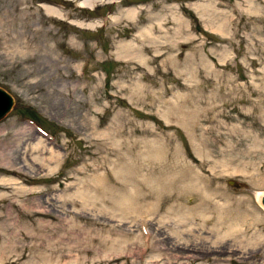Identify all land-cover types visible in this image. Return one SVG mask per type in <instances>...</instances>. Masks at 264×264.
Instances as JSON below:
<instances>
[{
    "label": "rangeland",
    "instance_id": "obj_1",
    "mask_svg": "<svg viewBox=\"0 0 264 264\" xmlns=\"http://www.w3.org/2000/svg\"><path fill=\"white\" fill-rule=\"evenodd\" d=\"M88 1L0 0V88L14 100L0 120V177L17 179L7 171L16 169L23 186L47 191L25 198V203L32 207L39 199L50 211L51 224L59 229L54 237L66 234L69 221L90 229L89 219L105 226L101 231L110 237H130L132 230L138 238L136 223L123 216L87 214L57 198L64 193L58 180L85 165L106 164L105 153L116 155L110 159L120 163L117 174L123 184L116 190L124 198L145 191L156 169V177L162 172L186 179L187 163L195 171L226 163L234 172L220 179L221 186L234 198L250 200L264 215L255 199V193H264V0H91L87 7ZM207 2L235 18L222 27L207 20L197 8ZM44 4L58 9L60 16L47 15ZM131 8L137 13L129 18L126 11ZM149 26L152 30L146 32ZM124 43L145 50H134L124 59L117 54ZM141 57L145 62L138 61ZM151 58L155 60L147 62ZM37 143L42 149L38 154L31 151ZM229 180L240 186L228 185ZM201 182L210 193L209 180ZM51 187L57 191L51 193ZM12 201L0 202V225L9 217L17 221L9 222L8 232L1 230L0 244H16L20 240L13 232L29 225V219L17 217ZM198 202L193 193L182 204L192 208ZM143 204L137 202L138 207ZM156 215L150 225V251L125 261L118 252L100 249L95 258L104 250L105 257H117L115 264L241 262L186 259L190 254L174 251L170 244L175 242L166 234L170 230L160 231ZM67 244L71 242L66 239L60 247ZM163 248L168 250L157 259ZM7 255L0 252V264L8 262ZM35 255L32 251L31 257ZM256 257L263 263L264 249Z\"/></svg>",
    "mask_w": 264,
    "mask_h": 264
},
{
    "label": "bare ground",
    "instance_id": "obj_2",
    "mask_svg": "<svg viewBox=\"0 0 264 264\" xmlns=\"http://www.w3.org/2000/svg\"><path fill=\"white\" fill-rule=\"evenodd\" d=\"M85 4L87 7H91L93 1L89 0ZM212 5V3L207 2L197 7L200 9L201 14L207 16V20L217 21L220 24L219 26L222 27L221 25H226V21L234 17L230 15L225 17L216 10L214 5L213 9L210 8ZM42 7L47 15L60 16L59 10L53 6L44 4ZM136 13V8L126 11V15L129 18L134 17ZM78 24L92 27L91 24ZM163 27H165V24ZM215 27L213 26L212 28ZM150 28L149 26L146 32H151L152 29ZM157 28L162 31V25ZM146 35L148 34L146 33ZM146 35L144 36L147 37ZM149 39L151 41L152 38L149 37ZM134 50L143 52L145 49L138 46L134 47V44L131 43H124L118 49L117 54L125 59V57L129 58ZM144 59L146 58L141 57L138 61L145 62ZM154 60L155 58H151L147 62ZM0 102H2L1 99ZM31 151L37 154L42 151L39 143L33 144ZM49 155L51 154L49 153ZM0 156L3 157V155ZM111 156L116 155L105 153L104 163L106 164L85 165L77 169L72 176L68 175L64 179L58 180L57 187L60 188L62 186L64 193L57 198L60 203H70L73 207L87 214L92 213L102 217L109 216L110 218L123 216L125 220H131V223H136L137 231L139 232L138 238L133 235L132 230L130 237L124 235L110 237L111 234H103L101 231L105 226H101L93 220L89 221V219L86 222L93 226L90 229L82 230L83 224L69 221L65 227V230H68L66 234H59L54 237V233H57L59 229L52 226L51 223L54 218L51 216L50 211L43 209L42 202L39 199H37V204L32 207L25 203V198L39 197L47 193V191L42 187L27 188L23 186L22 174L19 170H13L1 165L9 168L7 169L8 173L16 176L17 179L14 177H0V202L7 199L13 200L12 202L17 206L18 210L17 217L30 220L26 228L23 226L21 230L14 232L12 230L13 237L19 238V242L13 244L6 239L7 244H0V252L8 254V262L6 264H115L117 261L116 256H124L121 258L128 261L130 258H135L138 253L143 254L145 251L151 250L153 242L150 225L154 221L152 216L156 214L160 215L156 222V224H159L160 231L161 228L170 230L171 233L166 234L175 242L170 244L171 247L182 256L190 254V256H186V259L203 257L205 259L212 258V260L220 262L227 260L228 262H233L237 261L236 259H241L239 264L249 261H251L250 264H264V262L260 263L259 258L256 257L259 251L264 249V215L252 208L251 204H249L250 200L234 198L221 186L220 179L234 172L233 168L231 170L232 173L229 172L226 163L214 162L209 169L201 166L200 171H195L194 166L187 163L184 166V170L190 172V174L186 179L178 174L168 177L167 175L163 176L162 172H159V176L156 177L155 172H158L156 169L152 176L151 185L148 188H143L145 191H142L141 188L140 193L136 191L132 195L129 192L130 194L127 198H124L116 190L118 185L123 184L122 181H118L117 169H120V163L118 162L117 164L115 160H111ZM52 158L51 156L48 160L51 161ZM36 161L45 163L46 160L36 158ZM45 166L49 168L48 165ZM135 170V167L131 169V175H134ZM243 174L247 175L246 173ZM204 179L206 181L209 180V183H211L210 193L207 192L203 182H201ZM131 181L135 185L133 187H137L139 181L137 177H131ZM217 181L219 184H217ZM214 182L215 185H213ZM234 184V188L240 186L237 182H234ZM56 191V188L51 187V193ZM193 193L199 196L198 204L192 208L184 206L182 204L184 197ZM107 194L111 196L108 197ZM263 194L255 193V199L261 205ZM48 200L54 201L56 199L50 197ZM138 201L145 204L138 207ZM262 210L264 211V208ZM71 213L74 215L78 214L77 211ZM11 221L12 223L17 222L11 217L7 218L4 220L5 224L0 225V233H3L1 230L6 232L9 228L11 229L9 225ZM2 237L4 235L0 234V238ZM66 239L71 244L60 247ZM164 239L162 238L163 242ZM24 242L27 244H23ZM138 242L142 248V250L140 249L142 253L138 249ZM100 249H105V251L103 250L104 252L113 250L118 252L120 256L117 253L114 258L110 259V257H105L102 251L101 256L98 254L100 259L95 258L97 253L95 251H101ZM167 250L166 248L161 249L157 259H163V252ZM32 251L36 254L33 257H31ZM88 255L93 258L87 259ZM177 258L182 259L183 257Z\"/></svg>",
    "mask_w": 264,
    "mask_h": 264
},
{
    "label": "water",
    "instance_id": "obj_3",
    "mask_svg": "<svg viewBox=\"0 0 264 264\" xmlns=\"http://www.w3.org/2000/svg\"><path fill=\"white\" fill-rule=\"evenodd\" d=\"M0 99L2 102L0 105V120H2L8 113L9 111L12 109L13 104H14V100L12 98L11 95H9L6 91H4L3 89L0 88ZM228 185L234 187V181L229 180ZM262 205L264 206V197L261 200Z\"/></svg>",
    "mask_w": 264,
    "mask_h": 264
},
{
    "label": "trees",
    "instance_id": "obj_4",
    "mask_svg": "<svg viewBox=\"0 0 264 264\" xmlns=\"http://www.w3.org/2000/svg\"><path fill=\"white\" fill-rule=\"evenodd\" d=\"M28 117L27 118H29V119H31V120H33V121H35V122H37L40 126H42L43 128H44V126H43V124L41 123V121L39 120V119H37V118H35V117H33L32 115H27Z\"/></svg>",
    "mask_w": 264,
    "mask_h": 264
}]
</instances>
